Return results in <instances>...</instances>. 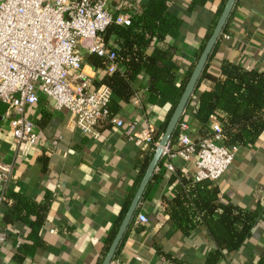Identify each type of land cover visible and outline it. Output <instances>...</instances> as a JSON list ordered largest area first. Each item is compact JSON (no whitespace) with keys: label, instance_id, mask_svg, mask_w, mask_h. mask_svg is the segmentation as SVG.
I'll return each mask as SVG.
<instances>
[{"label":"crops","instance_id":"crops-1","mask_svg":"<svg viewBox=\"0 0 264 264\" xmlns=\"http://www.w3.org/2000/svg\"><path fill=\"white\" fill-rule=\"evenodd\" d=\"M146 1L102 0L113 15L128 14L125 9L129 7L138 14ZM189 2L173 0L171 12L182 19V25L176 36L166 38L175 52L177 85L195 64L222 0H208L202 8L191 11ZM82 55V72L93 87L94 82L109 73L92 65L88 52L83 51ZM224 60L264 73V0H237L226 32L221 34L208 64L209 73L218 75ZM123 69L118 66L119 71ZM146 82L141 72L133 82L134 96L122 106L118 117L132 122L136 133L151 132L153 138H160L168 108L142 102L147 94ZM210 84L203 81L198 93ZM6 111L7 106L0 102V166L11 169L5 189L46 205V212L40 231L33 235L29 223L4 224L6 204L0 205V220L6 232V241L0 245V264H100L111 231L128 208L146 160L155 149L146 143L135 145L122 129L108 123L96 128V137L85 136L68 111H56L50 101L39 97L35 105L25 110L38 136L36 144L25 152L13 140ZM183 121L188 128L186 134L192 140L199 138L201 122L190 113L184 115ZM213 121L211 118L209 125ZM179 147L178 138L170 140V153ZM168 164L173 171L166 168ZM194 171V160L184 162L162 156L114 260L121 264H205L215 243L203 226L189 235L175 230L168 208L174 198L177 174L193 177ZM173 177L177 179L172 181ZM211 183L235 205L248 210L264 208V135L251 146L239 147L225 173ZM138 214L146 216L147 223H139ZM29 220L32 223L35 218ZM263 248L261 217L247 243L234 253L223 252L217 264H256Z\"/></svg>","mask_w":264,"mask_h":264},{"label":"trees","instance_id":"trees-1","mask_svg":"<svg viewBox=\"0 0 264 264\" xmlns=\"http://www.w3.org/2000/svg\"><path fill=\"white\" fill-rule=\"evenodd\" d=\"M207 1L190 0L188 10L202 8ZM225 1L222 0L218 8L206 34L205 43ZM172 2L173 0H147L138 14L133 12L132 7L125 9V12L131 16L130 26L113 24L102 35L104 44L109 45L108 48L116 55L115 62L124 69L104 74L93 84L94 88L105 85L111 90L112 96L108 103L110 116L118 117L122 106L130 103L136 92L133 82L141 72H144L147 78V94L142 102L155 107L168 108L165 122L160 130L161 134L195 65L191 66L182 82L177 85L178 68L174 60L175 52L174 48L166 43V38L178 34L182 19L171 12ZM224 32L226 26L222 33ZM205 43L200 48L197 59ZM216 48L217 43L195 87L194 99L187 104L184 115L190 113L194 119L201 122L199 138L212 136L209 120L214 118L220 125L224 145L251 146L264 135V73L224 60L220 63L219 74L216 76L210 74L208 64ZM89 61L102 69H105L107 63L104 58L93 54ZM203 81H210L211 84L206 90L198 93ZM179 134L177 126L170 140L178 138ZM158 141L159 136L156 135L153 142ZM150 148H153L152 144ZM152 155L153 152H150L144 170ZM177 177L179 178L174 186V198L168 204L170 219L175 230L183 235H189L201 226L205 228L216 246L215 250L208 254L205 264H217L218 259L224 255L223 252L234 253L241 249L250 239L259 219L264 217V208L257 207L254 210L242 208L220 195L218 188L210 181L195 182L193 177L178 174ZM175 178L173 177L172 181ZM3 195L2 204H6L3 223L10 224L17 221L29 223L31 233L37 235L44 222L46 205L31 202L17 192L7 189ZM126 211L127 207L111 231L104 255ZM30 217L35 218L34 222L30 223ZM256 264H264V248Z\"/></svg>","mask_w":264,"mask_h":264},{"label":"built area","instance_id":"built-area-1","mask_svg":"<svg viewBox=\"0 0 264 264\" xmlns=\"http://www.w3.org/2000/svg\"><path fill=\"white\" fill-rule=\"evenodd\" d=\"M113 24L128 27L131 16L111 14L102 0H0V102L7 106L13 140L25 152L38 140L25 110L35 105L39 97L50 101L56 111H68L85 136L96 137V128L108 123L122 129L137 146L146 143L157 147L151 132L138 134L132 122L111 117V90L105 85L93 88L82 72L83 51L104 58L107 73L118 70L116 55L102 37ZM211 127V137L192 140L186 134V122L181 120L180 147L170 153L167 146L162 154L184 162L194 160L195 182L217 181L239 150L238 146L223 144L215 119ZM166 168L173 171L170 164ZM10 174V167L0 166V205ZM136 220L142 224L148 221L142 214ZM5 241L0 220V245ZM110 264L121 263L113 259Z\"/></svg>","mask_w":264,"mask_h":264},{"label":"water","instance_id":"water-1","mask_svg":"<svg viewBox=\"0 0 264 264\" xmlns=\"http://www.w3.org/2000/svg\"><path fill=\"white\" fill-rule=\"evenodd\" d=\"M237 0H226L225 4L223 6V9L216 21V24L209 36V38L207 39L192 71L191 74L187 80V83L183 89V92L181 94V97L175 107V109L173 110L170 118L167 121V124L165 126L164 132L161 135V137L159 138L157 147L155 148V151L151 157V160L149 161L144 174L141 178V181L139 183V186L135 192V194L133 195V198L127 208V211L124 215V217L122 218L120 225L117 229V232L106 252V254L104 255L102 261L100 264H110V262L114 259L116 250L127 230V228L129 227L131 221L134 218L135 213L137 212L138 209V205L141 202L142 196L145 192L146 187L148 186V184L151 181V178L153 176V173L155 171V169L157 168L161 158H162V154L164 149L168 146L170 139L175 131V129L177 128L181 118L183 117L187 104L189 103V101L192 99L193 97V93L195 90V87L200 79V76L205 68V66L207 65L208 59L216 45V43L218 42L222 31L224 29V27L226 26L229 17L232 13V10L236 4Z\"/></svg>","mask_w":264,"mask_h":264}]
</instances>
